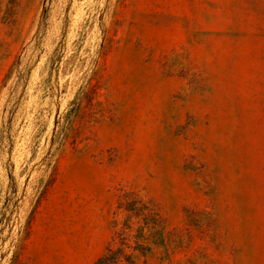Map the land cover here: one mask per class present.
<instances>
[{
	"label": "rangeland",
	"instance_id": "374dc122",
	"mask_svg": "<svg viewBox=\"0 0 264 264\" xmlns=\"http://www.w3.org/2000/svg\"><path fill=\"white\" fill-rule=\"evenodd\" d=\"M92 215L133 264H264V0H0V264Z\"/></svg>",
	"mask_w": 264,
	"mask_h": 264
},
{
	"label": "crops",
	"instance_id": "0c3cea01",
	"mask_svg": "<svg viewBox=\"0 0 264 264\" xmlns=\"http://www.w3.org/2000/svg\"><path fill=\"white\" fill-rule=\"evenodd\" d=\"M73 226L69 231L62 222L51 226V264H95L103 256L105 230L97 227L96 217Z\"/></svg>",
	"mask_w": 264,
	"mask_h": 264
},
{
	"label": "trees",
	"instance_id": "16d2710c",
	"mask_svg": "<svg viewBox=\"0 0 264 264\" xmlns=\"http://www.w3.org/2000/svg\"><path fill=\"white\" fill-rule=\"evenodd\" d=\"M141 202L146 201L138 194L123 193L121 195L118 209L122 210L124 206H134V204L137 205ZM120 237V235L115 236L112 244L107 248L106 253L95 264H133V252L139 251V248L142 246V244H140V242H136L134 248H131L129 246V240ZM133 239L135 240L136 238L133 237ZM118 240L119 243L118 245H116V242ZM130 250H132L133 252H131Z\"/></svg>",
	"mask_w": 264,
	"mask_h": 264
}]
</instances>
